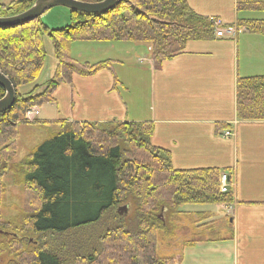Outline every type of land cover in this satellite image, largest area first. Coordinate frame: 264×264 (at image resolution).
Instances as JSON below:
<instances>
[{"label": "trees", "instance_id": "obj_1", "mask_svg": "<svg viewBox=\"0 0 264 264\" xmlns=\"http://www.w3.org/2000/svg\"><path fill=\"white\" fill-rule=\"evenodd\" d=\"M35 1L0 4V17L21 14ZM236 11L239 28L264 36V19L244 17L264 12V0H236ZM69 12V25L57 30L41 19L0 27V72L16 89L13 108L0 114V253H9L7 264H177L182 249L204 234L189 222L184 227L183 219H192L180 209L229 204L232 196L220 193L219 169L176 170L171 153L152 143L154 123L62 121L57 134L21 163L12 162L26 113L56 104L62 84L102 71L119 83L114 62L80 63L71 56L73 43L146 44L160 69L184 54L188 43L211 40L213 21L195 14L188 0H122L106 14ZM47 39L56 68L41 86ZM4 95L0 86V99ZM236 113L242 122L264 121V76L237 80ZM7 173L24 194L23 208L10 217L2 202ZM122 207L134 211L133 226L118 213ZM159 247L172 254H159Z\"/></svg>", "mask_w": 264, "mask_h": 264}, {"label": "crops", "instance_id": "obj_2", "mask_svg": "<svg viewBox=\"0 0 264 264\" xmlns=\"http://www.w3.org/2000/svg\"><path fill=\"white\" fill-rule=\"evenodd\" d=\"M188 4L201 17L219 18L225 25L237 23L236 0H188ZM107 60L114 62L116 72L120 62ZM148 72L147 117L127 111L122 119H110L154 123L152 143L171 153L176 170L219 169L235 183L231 217L223 204L180 209L199 233L204 232L201 241L182 249L181 255L193 256L192 264L212 260L210 264H264V121L242 122L236 113L237 80L264 76V36L241 31L236 39L213 36L190 42L184 54L160 69L151 59ZM226 132L232 135L226 137ZM206 224L213 228L206 230Z\"/></svg>", "mask_w": 264, "mask_h": 264}, {"label": "rangeland", "instance_id": "obj_3", "mask_svg": "<svg viewBox=\"0 0 264 264\" xmlns=\"http://www.w3.org/2000/svg\"><path fill=\"white\" fill-rule=\"evenodd\" d=\"M17 1L20 0H0V4L7 5ZM246 16L264 19V12L249 13ZM40 19L49 29L57 30L69 25L70 12L65 7H55ZM134 44L128 42H76L72 44L70 53L81 58L78 60L80 63L90 61V64H95L107 59L120 62L116 65V72H114L119 83L115 82V76L110 71H102L89 78L73 76L72 85L62 84L54 94L56 104H45L37 109L35 118L34 116L30 117L31 121L36 120L37 123L31 122L18 126V137L16 138L18 153L12 164L21 163L41 144L57 134L62 121L114 123L115 121L110 118L119 117L122 119V114H126L127 111L147 117L149 103L146 100V77L148 78L151 59L146 44ZM46 48L48 50L47 61L38 81L41 86L54 76L56 68L53 47L48 39ZM130 51L131 59L129 58ZM134 54L137 55L134 56ZM43 89L40 88L39 91ZM29 116L26 114V122ZM4 182L6 193L3 195V209L7 212V217L15 216L24 206V194L13 174L7 173ZM122 208H124V213L129 212L126 207ZM189 208H194V206ZM125 216L129 220L130 226H133L134 221L131 218L135 217L134 211ZM183 220L186 222V224L183 223L184 227H189L188 219ZM158 253L161 255L172 254L164 247H159ZM183 257L182 253L178 264H192L193 256L186 255L185 259ZM207 258H209L208 254ZM10 259L9 253H0V264H7ZM198 264L205 263L199 262Z\"/></svg>", "mask_w": 264, "mask_h": 264}, {"label": "water", "instance_id": "obj_4", "mask_svg": "<svg viewBox=\"0 0 264 264\" xmlns=\"http://www.w3.org/2000/svg\"><path fill=\"white\" fill-rule=\"evenodd\" d=\"M122 0H103L90 3L79 0H36L25 12L9 17H0L1 28H16L31 23L42 17L55 7H65L71 11H77L89 15L106 14L115 9ZM0 86L5 90V95L0 99V114L10 111L16 100V89L7 76L0 72ZM123 209L119 211L122 214Z\"/></svg>", "mask_w": 264, "mask_h": 264}, {"label": "built area", "instance_id": "obj_5", "mask_svg": "<svg viewBox=\"0 0 264 264\" xmlns=\"http://www.w3.org/2000/svg\"><path fill=\"white\" fill-rule=\"evenodd\" d=\"M213 23H214V26L216 28L217 37H223V36L233 37V36H235V34H236V29L235 28L222 29L221 28L222 24L218 20H214ZM226 180H227V178H226V176H224L222 178V181H223V185H222V188H221L222 193H226L227 192Z\"/></svg>", "mask_w": 264, "mask_h": 264}]
</instances>
